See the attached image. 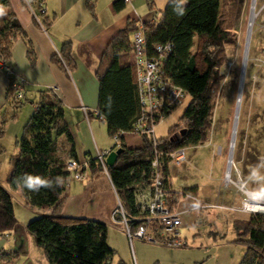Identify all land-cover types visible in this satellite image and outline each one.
Listing matches in <instances>:
<instances>
[{"label": "trees", "instance_id": "16d2710c", "mask_svg": "<svg viewBox=\"0 0 264 264\" xmlns=\"http://www.w3.org/2000/svg\"><path fill=\"white\" fill-rule=\"evenodd\" d=\"M8 4L9 0H0V13ZM87 5L93 11L90 0H87ZM125 7L124 0L114 1L116 11H122ZM149 7L151 11L155 9L152 1ZM4 14L0 27V57L9 60L14 40L24 34L16 16L13 13ZM144 27L151 50L159 44L172 45V51L163 60L164 74L172 86L182 89L191 97L182 118L170 129L169 135L157 138V150L163 154L161 168L167 183L170 175L168 154L178 148L197 147L207 138L214 109L213 85L215 82L217 84L218 79L215 70L221 65L220 53L224 46L234 44L236 36L225 27L223 0L170 1L161 13L159 22L149 21ZM137 29V22L128 23L127 28L112 41L97 72V115L105 122L109 137L114 139L118 136L121 139L123 149L117 163L109 167L108 172L130 216L137 214L134 192L149 187L154 177L151 166L154 149L152 139L141 136V146L129 147L124 137L133 132L142 114L136 68L129 58L132 49L130 36ZM28 55L33 59L30 48ZM62 56L71 64L70 43L65 44ZM12 83L9 82L7 88L6 103L12 107L14 118L28 100L14 99ZM178 106L165 108L164 117ZM5 121L2 118L0 120V137ZM159 123L157 121V125ZM182 124L184 127L179 133L170 134L174 127ZM62 137L72 145L71 156L76 158L74 136L65 120L62 101L52 91H40L39 102L17 140L19 152L11 159L12 171L7 183L15 191L21 190L32 208L51 209L50 213L39 215L26 226L36 245L44 250L45 257L39 264H111L115 250L108 243V224L63 215L66 201L64 182L70 175L65 169L66 161L58 155L62 150ZM2 150L0 147V154ZM89 170L92 173L101 171L93 160ZM26 174L52 187H41L38 192L29 190L22 182ZM57 180L60 181L59 186ZM197 189L190 188L184 193L193 195ZM181 198L178 192L172 194L173 208H176ZM18 225L13 195L0 183V234L13 231ZM233 227L236 232L234 242L246 246L240 264H264V216L234 220Z\"/></svg>", "mask_w": 264, "mask_h": 264}, {"label": "rangeland", "instance_id": "374dc122", "mask_svg": "<svg viewBox=\"0 0 264 264\" xmlns=\"http://www.w3.org/2000/svg\"><path fill=\"white\" fill-rule=\"evenodd\" d=\"M154 1V8L161 14L171 0ZM251 3L252 0H223L225 27L236 36V42L224 46L220 53L221 65L215 70L218 79L217 84L215 82L213 85L214 109L207 138L203 144L187 149L186 164L180 168L171 166L174 189L183 191L198 185L199 201L204 205L239 208L246 191L264 195V0H257V20L246 66L232 173L229 180L226 178L246 53ZM135 5L142 15H148L151 11L148 0H136ZM4 12L0 13V27ZM38 101L34 96H28V101L17 111L14 118V112L10 109L12 107L6 105L0 111V120L6 119L0 137V147L3 149L0 154V183L13 195L20 226L28 225L42 212L40 209L28 207L23 194L12 189L7 183L12 171L11 159L19 152L17 140L21 137ZM190 101L191 97L186 95L182 103L169 116L163 118L156 128L157 138L169 135L170 129L180 121ZM96 120L103 137L112 145L106 125L104 126V122L97 117ZM183 127L184 124L174 127L170 134L179 133ZM203 200H206L205 203ZM202 212H210L211 215L223 214L232 222L252 217L249 214L219 208L204 209ZM200 223L203 227L199 229L200 234L195 235L193 229L189 228L184 231L183 239L187 240L182 248H169L163 244L157 245L138 239L133 240L131 247L125 232H122L119 226L108 225L109 245L115 250L111 264H240L242 247L234 242L236 232L233 224L222 221L211 223L205 216ZM211 232L220 233L223 238H215ZM10 257L2 256L1 262L12 261L13 258ZM23 263L26 264L24 259L13 261V264Z\"/></svg>", "mask_w": 264, "mask_h": 264}, {"label": "crops", "instance_id": "0c3cea01", "mask_svg": "<svg viewBox=\"0 0 264 264\" xmlns=\"http://www.w3.org/2000/svg\"><path fill=\"white\" fill-rule=\"evenodd\" d=\"M90 1L93 4V11L89 9L87 0H9L8 6L4 8L6 13H13L16 16L24 34L14 40L8 64L19 77L25 79L27 100L28 96H34L39 100L40 91L54 88L52 93L64 105L65 120L74 136L75 159L78 160L94 157L96 149L114 148V139H111L113 143L109 145L96 120L97 117L104 122L97 115L99 103L97 72L112 41L127 28L130 21L138 23L139 19L144 18L147 21L153 17L152 14H159L155 8L148 15H142L135 5L136 0L133 6L125 4L126 7L122 11L115 10V0ZM150 1L155 6V1ZM41 4L45 6L44 15L39 12ZM130 40L132 41V36ZM67 43L71 45V64L62 56ZM29 48L32 50L33 59L28 55ZM129 58L132 63L131 51ZM9 82L7 76L0 74V111L8 105L6 96ZM124 137L127 146H141L140 136L129 133ZM60 142L62 150L58 153L59 157L64 161L73 158L72 145L65 137H62ZM87 178V183L72 176L65 180L66 201L63 215L101 221L109 226L115 225L112 219L118 206V199L112 182L98 170L94 173L89 170ZM196 187L198 188L194 192L196 195L189 194L182 197L176 206V210L181 214V226L177 237L184 242L187 240L183 239L186 229H193L195 235L200 234L199 229L203 228L200 223L203 216L211 223L222 221L233 224L223 214L211 215L210 212H202L204 209H197L198 204L201 203L200 189L198 185L188 189ZM172 189L182 190L174 189L173 185ZM17 191L22 194L21 190ZM205 201L203 200V203ZM40 211L50 213L51 209ZM42 212L40 213L43 214ZM26 226L18 225L13 231L0 234V254H4V258L9 256L13 258L12 261H0V264H13L14 260L21 259H24L26 264H39L44 259V250L36 245L34 237L27 232ZM119 229L124 232L122 228ZM211 234L215 238L222 237L220 233L211 232ZM108 243L110 244L109 238ZM236 244L242 247L243 259L246 246Z\"/></svg>", "mask_w": 264, "mask_h": 264}, {"label": "built area", "instance_id": "2783aa9c", "mask_svg": "<svg viewBox=\"0 0 264 264\" xmlns=\"http://www.w3.org/2000/svg\"><path fill=\"white\" fill-rule=\"evenodd\" d=\"M134 2L135 0H124L125 4H130L131 6H133ZM39 9L42 15L46 14L43 4L40 5ZM152 16L147 21L139 19L138 29L132 34V64L136 68L142 114L136 122L133 132L130 134L140 137L147 136L152 139L154 149L151 166L154 177L149 187L141 188L134 192L137 209V214L134 216H130L125 211L117 195L118 206L113 213L112 220L113 224L123 229L131 245L134 239H138L147 243L163 244L169 248H182L185 242L177 237L181 226V214L176 208H173L171 196L174 192H178L182 197L189 194L184 193V190L177 191L172 189L171 171L168 176V182H165L166 178L161 168L163 154L157 150L156 127L157 121L161 122L164 118L163 110L172 105H180L185 99L186 94L182 89L172 86L164 74L163 60L172 51V45L170 43L159 44L153 50L148 46L144 27L145 23L149 21L158 23L161 18L157 13ZM0 74L7 76L10 82H13L14 99L17 101L25 100V79L19 77L9 66L8 60L2 57H0ZM53 90L54 88H51L49 91ZM114 141V148L112 150L96 149L95 155L92 158L84 160L68 159L65 166L66 171L74 179L87 183L89 165L93 160L95 166L111 181L107 158L112 151H116L122 146V141L118 136L114 138ZM168 158L170 160V167H182L187 162V148H178L169 153ZM261 195L257 192L246 191L245 198L239 208L232 209L225 206L199 203L197 209L219 208L252 216H264V210H260L259 208L261 205L264 206V203L260 202Z\"/></svg>", "mask_w": 264, "mask_h": 264}, {"label": "bare ground", "instance_id": "6f19581e", "mask_svg": "<svg viewBox=\"0 0 264 264\" xmlns=\"http://www.w3.org/2000/svg\"><path fill=\"white\" fill-rule=\"evenodd\" d=\"M256 7H257V0H252L251 15H250V20H249V29H248V35H247V41H246V53H245V58H244L243 68H242V78H241V84L239 87V99H238V104H237L236 113H235V117H234V127H233V132H232V139H231V151H230V156H229L228 170H227V174H226V178L228 180L231 177L232 167H233V152H234L235 144L233 146L232 142L235 143L236 138H237V130H238L239 117H240V112H241V103H242V96H243V92H244L245 73H246V66H247L249 49H250V45H251V37H252V33L255 29V24H256V20H257V14L255 12ZM260 202L262 204L264 203V195H261ZM259 208H260V210H264L263 205H261V207H259Z\"/></svg>", "mask_w": 264, "mask_h": 264}, {"label": "clouds", "instance_id": "9594fccd", "mask_svg": "<svg viewBox=\"0 0 264 264\" xmlns=\"http://www.w3.org/2000/svg\"><path fill=\"white\" fill-rule=\"evenodd\" d=\"M180 14H183V10L180 11ZM25 187H27L29 190L38 192L41 187H52L51 184L47 182H42L39 179H35L31 174H26L22 180ZM60 181L57 180L56 184L59 186Z\"/></svg>", "mask_w": 264, "mask_h": 264}, {"label": "water", "instance_id": "95a60500", "mask_svg": "<svg viewBox=\"0 0 264 264\" xmlns=\"http://www.w3.org/2000/svg\"><path fill=\"white\" fill-rule=\"evenodd\" d=\"M171 1H173V0H171ZM232 144H233V146H234V142H232ZM123 152V149L122 148H119V149H117L116 151H112L110 154H109V156H108V158H107V164H108V166L109 167H113L116 163H117V161H118V157H119V155L121 154Z\"/></svg>", "mask_w": 264, "mask_h": 264}]
</instances>
